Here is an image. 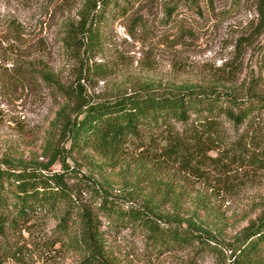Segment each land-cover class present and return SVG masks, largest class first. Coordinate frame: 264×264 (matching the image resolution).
I'll list each match as a JSON object with an SVG mask.
<instances>
[{
  "label": "rangeland",
  "instance_id": "374dc122",
  "mask_svg": "<svg viewBox=\"0 0 264 264\" xmlns=\"http://www.w3.org/2000/svg\"><path fill=\"white\" fill-rule=\"evenodd\" d=\"M86 1L0 0V165L69 173L76 205L101 221L112 264H235V237L264 214V164L159 174L135 157L83 150L72 131L87 104L125 97L264 96V0H137L136 17L112 16L95 41L80 17ZM102 199L205 231L210 243L158 254L140 230L101 216ZM57 223L46 216L31 234L0 236V264L80 262L78 246L58 242Z\"/></svg>",
  "mask_w": 264,
  "mask_h": 264
},
{
  "label": "trees",
  "instance_id": "16d2710c",
  "mask_svg": "<svg viewBox=\"0 0 264 264\" xmlns=\"http://www.w3.org/2000/svg\"><path fill=\"white\" fill-rule=\"evenodd\" d=\"M138 4L137 0H87L80 17L87 23L89 38L101 40L98 26L112 16L136 17ZM72 136L73 144L83 150L112 161L135 157L141 167L159 174L227 173L242 163L264 164V96L187 90L87 104L73 124ZM212 153L224 154L225 159ZM226 154H232L231 159ZM67 178V172L0 165V236L22 230L31 234L39 218L54 216L58 242L78 246L82 253L76 264H112L99 217L90 208H78ZM98 208L114 226L140 230L147 246L158 254L210 243L205 231L163 222L134 206L124 209L102 199ZM230 251L235 264H264V214L235 237Z\"/></svg>",
  "mask_w": 264,
  "mask_h": 264
}]
</instances>
